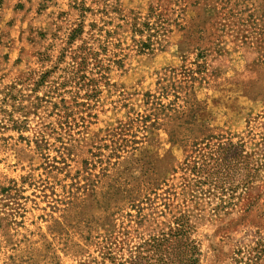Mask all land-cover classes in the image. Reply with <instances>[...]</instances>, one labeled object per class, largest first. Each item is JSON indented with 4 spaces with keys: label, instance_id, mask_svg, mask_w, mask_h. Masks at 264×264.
Masks as SVG:
<instances>
[{
    "label": "rangeland",
    "instance_id": "374dc122",
    "mask_svg": "<svg viewBox=\"0 0 264 264\" xmlns=\"http://www.w3.org/2000/svg\"><path fill=\"white\" fill-rule=\"evenodd\" d=\"M194 260L264 264V0H0V264Z\"/></svg>",
    "mask_w": 264,
    "mask_h": 264
},
{
    "label": "trees",
    "instance_id": "16d2710c",
    "mask_svg": "<svg viewBox=\"0 0 264 264\" xmlns=\"http://www.w3.org/2000/svg\"><path fill=\"white\" fill-rule=\"evenodd\" d=\"M95 25H93L92 27H94ZM85 34L84 29H83V24L79 26V29L73 31L70 34L69 37V42L67 43L68 46L72 45L73 42H75L77 39L82 41V45L80 47L77 48L76 51H74L71 55V60L72 63L76 65L75 71H72L73 76L76 78L77 76H79V78H81V76L85 77L83 75V73L86 71V68L89 66V61L90 59H95V61H98V55L97 54H92L90 51V48L87 47V42L85 40H83L81 37H83ZM103 50H105V48H102ZM65 52H63L64 55ZM92 56V57H91ZM101 64L98 62V67L100 69L99 74H101L100 76V80H107V76H105V72H106V68H103V66H100ZM82 77V78H83ZM84 79V78H83ZM82 79V80H83ZM93 84H91L90 86L93 88H87L89 90H95L93 93H95L97 90H99V86H97L98 83H95L94 81H90ZM85 84V83H84ZM105 86L111 87L112 85L109 84V81L107 82V84H105ZM190 262H192L190 260ZM196 261L194 260V262L192 264H195Z\"/></svg>",
    "mask_w": 264,
    "mask_h": 264
}]
</instances>
